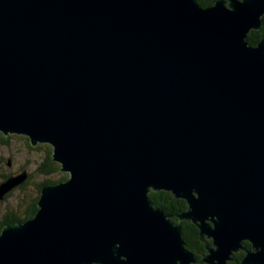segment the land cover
Returning a JSON list of instances; mask_svg holds the SVG:
<instances>
[{
	"label": "water",
	"instance_id": "obj_1",
	"mask_svg": "<svg viewBox=\"0 0 264 264\" xmlns=\"http://www.w3.org/2000/svg\"><path fill=\"white\" fill-rule=\"evenodd\" d=\"M263 21L264 0H0V132L69 173L2 227L0 264H195L183 220L202 262L264 264Z\"/></svg>",
	"mask_w": 264,
	"mask_h": 264
},
{
	"label": "trees",
	"instance_id": "obj_2",
	"mask_svg": "<svg viewBox=\"0 0 264 264\" xmlns=\"http://www.w3.org/2000/svg\"><path fill=\"white\" fill-rule=\"evenodd\" d=\"M199 3L204 6H210L212 5L216 0H198ZM264 24V21H263ZM261 39H264V25L259 30L251 31L248 34V41L252 45L258 44ZM16 136L14 134L5 135L4 133L0 132V144L4 146H10L12 142V138ZM60 164L55 162L53 160V157L51 156L50 149L44 154L43 158L39 161L36 172L40 175H51L52 173L57 172L60 170ZM12 174L4 175L3 180L6 179L8 176ZM32 174L29 175V178L20 186L16 187L14 190L9 192L5 198H8L11 196V194L17 190V189H24L25 185L29 182L31 179ZM67 179L66 176L62 177L60 180ZM55 181L51 179H45L38 185V195L35 197L31 202H29L26 210L24 211V216L16 215L13 212L7 213L2 221L0 222V232L2 230V227L6 224L14 225L19 221H23L25 219L31 218L35 216L36 212L38 211V199L40 197V191L43 186L48 184H53ZM150 200L152 204L155 207H158L162 210H164L167 214L172 215V219L174 221H179L178 215L187 210L188 204L187 201L184 199H178L176 198L171 192L160 190V191H151L149 194ZM8 219V220H6ZM181 227H182V233L183 237L186 241L187 247L189 250L193 251L196 254L197 257V263L195 264H206L202 262V258L207 252L205 241L201 239L200 237V230L196 224H194L191 221L183 220L181 221ZM245 245L248 249L252 248V245L250 242H246ZM245 252L239 251L233 255V259L229 261L228 264H239V262L244 257Z\"/></svg>",
	"mask_w": 264,
	"mask_h": 264
},
{
	"label": "rangeland",
	"instance_id": "obj_3",
	"mask_svg": "<svg viewBox=\"0 0 264 264\" xmlns=\"http://www.w3.org/2000/svg\"><path fill=\"white\" fill-rule=\"evenodd\" d=\"M49 149L52 156V146L50 144L32 146L29 138L21 135L14 136L10 146L0 144V182L7 174L14 175L24 170H27L29 175L32 174L24 189H17L8 198L0 200V222L7 213L13 212L21 217L24 216V211L29 202L37 197L38 185L43 180L51 179L58 182L64 176L69 177V173L61 170L46 176L36 172L39 161L45 153L47 155Z\"/></svg>",
	"mask_w": 264,
	"mask_h": 264
},
{
	"label": "flooded vegetation",
	"instance_id": "obj_4",
	"mask_svg": "<svg viewBox=\"0 0 264 264\" xmlns=\"http://www.w3.org/2000/svg\"><path fill=\"white\" fill-rule=\"evenodd\" d=\"M208 1H211V0H208ZM6 220H8V219H6Z\"/></svg>",
	"mask_w": 264,
	"mask_h": 264
},
{
	"label": "bare ground",
	"instance_id": "obj_5",
	"mask_svg": "<svg viewBox=\"0 0 264 264\" xmlns=\"http://www.w3.org/2000/svg\"><path fill=\"white\" fill-rule=\"evenodd\" d=\"M264 25V24H263Z\"/></svg>",
	"mask_w": 264,
	"mask_h": 264
}]
</instances>
